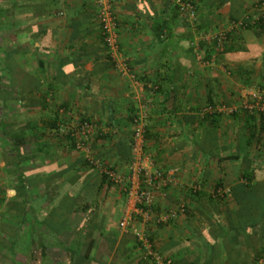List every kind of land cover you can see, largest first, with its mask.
I'll return each instance as SVG.
<instances>
[{
	"label": "crops",
	"instance_id": "1",
	"mask_svg": "<svg viewBox=\"0 0 264 264\" xmlns=\"http://www.w3.org/2000/svg\"><path fill=\"white\" fill-rule=\"evenodd\" d=\"M193 1L195 26L171 0H116L120 70L95 0H0V242H15L0 243V264H152L118 226L125 193L60 130L91 122L94 155L125 173L132 116L142 114L151 162L179 169L153 215L137 216L154 248L174 264H253L264 250L258 229L228 227L239 208L232 185L250 170L264 184V128L243 105L247 88L264 85V21L229 32L214 64L202 63L212 50L200 32L255 15L256 0ZM194 179L197 193L185 188ZM217 181L222 196L211 193ZM180 202L185 213L157 221Z\"/></svg>",
	"mask_w": 264,
	"mask_h": 264
},
{
	"label": "built area",
	"instance_id": "2",
	"mask_svg": "<svg viewBox=\"0 0 264 264\" xmlns=\"http://www.w3.org/2000/svg\"><path fill=\"white\" fill-rule=\"evenodd\" d=\"M116 0H95L96 20L99 24L102 41L107 53L114 65L120 70L125 69L124 59L121 56L118 41V23L113 10ZM177 12L190 25L195 26L198 22L197 9L192 0H171ZM254 5L255 15L245 14L243 17L233 19L219 29L201 31L199 40L204 43L203 47H209L212 53L202 63L214 64L216 56L223 51L229 32L246 27H255L257 22L264 21V0H256ZM214 44V45H213ZM243 105L250 113L259 115L264 122V85L250 86L243 96ZM210 110L209 107L206 108ZM143 114L134 116L131 121L132 155L126 164V172L122 173L107 160L96 157L90 145L89 138L93 132V124L87 120L79 121L76 126L69 129L61 128V132L68 133L73 148L80 152L88 165L105 178V182L125 193L127 198L126 209L118 222V226L125 232H130L140 250L139 260L148 261L152 264H174L172 259L161 254L153 246L149 234L145 228L138 226V215L147 221L153 215L156 194L165 195L169 188L177 182L179 169L176 166L160 168L154 166L150 157L143 149L144 125ZM193 193L203 188L202 181L194 179L185 186ZM214 188V187H212ZM222 187L212 189V195L222 196ZM224 196V195H223ZM186 205L182 202L161 213L157 221L167 222L176 217L178 213H185ZM254 264H264L259 260Z\"/></svg>",
	"mask_w": 264,
	"mask_h": 264
},
{
	"label": "trees",
	"instance_id": "3",
	"mask_svg": "<svg viewBox=\"0 0 264 264\" xmlns=\"http://www.w3.org/2000/svg\"><path fill=\"white\" fill-rule=\"evenodd\" d=\"M194 5L196 6L195 2L192 0ZM175 9L176 7L173 6ZM255 27L262 28L263 21L260 20V22H257ZM214 45V44H213ZM226 49V48H224ZM225 51V50H224ZM6 67V64H5ZM7 68V67H6ZM136 116L133 115L132 118ZM3 121V119L1 120ZM0 121V122H1ZM260 128H264V122L261 118L260 120ZM145 133V130H144ZM64 137L67 138V140L71 143V138L69 137L68 133H63ZM72 145V143H71ZM131 147H132V138H129L127 142H125V149L130 151L131 153ZM229 157H236L230 155ZM131 158V156H130ZM130 158H127V163L130 160ZM242 178L245 180L243 183L233 184L232 185V191L235 202L239 205V208L237 210V220L232 219V223L228 224V227L231 228L234 231L238 232L236 229H240V234L242 233L245 235L247 229H258L260 233L262 234V237L264 236V196L259 194V190L261 188H264V184H258L254 176L253 170L245 171L242 174ZM263 180V179H262ZM102 181H105V178L102 177ZM107 185H109L107 183ZM214 188H218L221 186V183L219 181L215 182ZM58 231V230H57ZM1 245L8 248H13L14 241H3L1 240ZM264 252V250H261L258 255L254 258V263H256L259 258L264 260V254L261 253ZM85 259H87V254H85ZM47 262L49 264H54L52 258H47Z\"/></svg>",
	"mask_w": 264,
	"mask_h": 264
}]
</instances>
